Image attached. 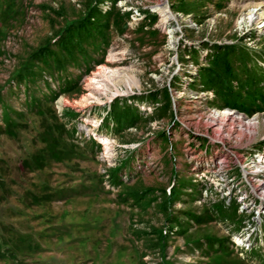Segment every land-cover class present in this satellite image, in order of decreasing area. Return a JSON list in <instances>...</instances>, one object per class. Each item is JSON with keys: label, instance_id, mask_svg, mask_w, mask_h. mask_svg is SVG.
Here are the masks:
<instances>
[{"label": "rangeland", "instance_id": "obj_1", "mask_svg": "<svg viewBox=\"0 0 264 264\" xmlns=\"http://www.w3.org/2000/svg\"><path fill=\"white\" fill-rule=\"evenodd\" d=\"M262 2L0 0V264H264Z\"/></svg>", "mask_w": 264, "mask_h": 264}, {"label": "bare ground", "instance_id": "obj_2", "mask_svg": "<svg viewBox=\"0 0 264 264\" xmlns=\"http://www.w3.org/2000/svg\"><path fill=\"white\" fill-rule=\"evenodd\" d=\"M263 7H264V2L248 5V12L243 17V19H245L247 22L261 23L262 19L264 18L263 17L264 16V12L262 10ZM154 9L161 14V16H162L161 19L163 21H168L169 19L173 18V15H172L171 11L169 10V8L166 6L165 3L157 5ZM103 69L106 70L105 67ZM131 83L132 82L129 81L128 85L131 86ZM235 120H236V118L233 115V112L230 111L229 109H224V110L215 112L214 113V117H213V122H215V123L218 122L219 123V121H220L221 124L219 123V125H218L220 128H223V123L224 122L230 121V124H232ZM238 122L241 123L240 119L238 120ZM257 123L258 122L254 118L253 120H248L246 123H241V125H246V128H244V129L249 130V132H250L251 130H253L252 127L255 126V124L257 125ZM262 158H264V157H262ZM257 167H259V166H257ZM236 240L240 241V242H243V240L245 241L244 238H241V240H240L238 237H236Z\"/></svg>", "mask_w": 264, "mask_h": 264}, {"label": "trees", "instance_id": "obj_3", "mask_svg": "<svg viewBox=\"0 0 264 264\" xmlns=\"http://www.w3.org/2000/svg\"><path fill=\"white\" fill-rule=\"evenodd\" d=\"M52 118L54 119H52L51 120V124H49V126H46L42 131H41V133H40V138L42 137V141H46L47 139V135H45L46 133L47 134H50V132H51V130L52 129H54V127L55 128H58L57 127V124H59L57 121H56V119H55V117L54 116H52ZM54 122H56V123H54ZM43 135V136H42ZM51 136V135H50ZM56 136H58L57 134L56 135H54L52 138L54 139V141L52 142V144L51 145H54V144H57L58 143V140H57V137ZM49 142H47L46 144H48ZM48 147L50 146V145H47ZM53 146H51V148H52Z\"/></svg>", "mask_w": 264, "mask_h": 264}]
</instances>
